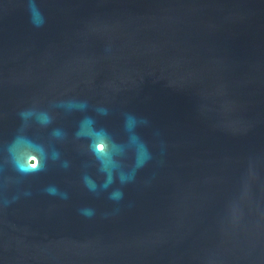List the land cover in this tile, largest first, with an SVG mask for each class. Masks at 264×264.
<instances>
[{
	"label": "water",
	"instance_id": "95a60500",
	"mask_svg": "<svg viewBox=\"0 0 264 264\" xmlns=\"http://www.w3.org/2000/svg\"><path fill=\"white\" fill-rule=\"evenodd\" d=\"M0 264H264V0H0Z\"/></svg>",
	"mask_w": 264,
	"mask_h": 264
},
{
	"label": "flooded vegetation",
	"instance_id": "af4514ba",
	"mask_svg": "<svg viewBox=\"0 0 264 264\" xmlns=\"http://www.w3.org/2000/svg\"><path fill=\"white\" fill-rule=\"evenodd\" d=\"M28 163H29L30 165L35 164V163H36L35 158H33V157L31 156V157L29 158V160H28Z\"/></svg>",
	"mask_w": 264,
	"mask_h": 264
}]
</instances>
